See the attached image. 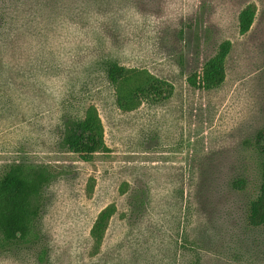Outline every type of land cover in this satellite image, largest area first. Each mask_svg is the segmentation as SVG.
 <instances>
[{"label":"rangeland","instance_id":"rangeland-1","mask_svg":"<svg viewBox=\"0 0 264 264\" xmlns=\"http://www.w3.org/2000/svg\"><path fill=\"white\" fill-rule=\"evenodd\" d=\"M75 2L64 22L72 32L64 24L56 48L74 71L63 87L54 79L53 106L0 91V172L14 162L51 171L34 236L0 248V264H264V225L247 224L264 171V141H256L264 130V0ZM8 3L0 0V22ZM250 3L254 19L240 34L238 15ZM224 40V82L191 87L186 77ZM97 53L163 79L164 98L120 109L103 65L89 67ZM88 105L108 150L87 161L60 147L59 119ZM110 204L97 242L94 221Z\"/></svg>","mask_w":264,"mask_h":264},{"label":"trees","instance_id":"trees-1","mask_svg":"<svg viewBox=\"0 0 264 264\" xmlns=\"http://www.w3.org/2000/svg\"><path fill=\"white\" fill-rule=\"evenodd\" d=\"M8 2V19L2 12L0 22V91L5 95L14 91L21 92L34 101L36 108L53 106L54 94L58 91L54 79L59 76L60 87H63V76H68L74 71V62L63 58L64 61L58 56L56 49L58 43L63 40L62 35L58 36V33L63 30L61 27L64 24L67 26L64 22L71 16V0ZM255 12L253 3L241 9L238 15L240 34L249 30ZM67 27L69 32H72L70 23ZM67 36L77 37L65 31L64 37ZM75 43V47L71 46L70 51L79 56L75 48H80L76 47L78 44ZM230 50L231 41H222L215 53L186 77V82L191 87L203 91L219 87L225 80V61ZM98 63L103 65L108 84L115 89L116 103L120 109L132 110L142 98H164L163 85L166 82L147 69L127 68L110 55L102 53L96 54L89 67ZM82 67L84 66L81 63ZM59 122L61 148L77 153L87 161L97 152L108 150L102 121L94 105L85 107L80 115L63 114ZM258 140L264 141V130L257 133V145ZM50 179L51 171L42 164L14 162L1 170L0 248L27 242L34 236L43 189ZM233 184L241 187L243 180L234 181ZM114 212L115 206L110 204L98 213L91 230L97 242L101 240ZM247 224L253 227L264 225V171L259 193L249 202Z\"/></svg>","mask_w":264,"mask_h":264}]
</instances>
